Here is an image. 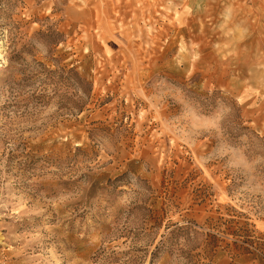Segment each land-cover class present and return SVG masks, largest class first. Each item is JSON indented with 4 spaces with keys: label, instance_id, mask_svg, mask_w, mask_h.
<instances>
[{
    "label": "rangeland",
    "instance_id": "rangeland-1",
    "mask_svg": "<svg viewBox=\"0 0 264 264\" xmlns=\"http://www.w3.org/2000/svg\"><path fill=\"white\" fill-rule=\"evenodd\" d=\"M0 264H264V0H0Z\"/></svg>",
    "mask_w": 264,
    "mask_h": 264
}]
</instances>
